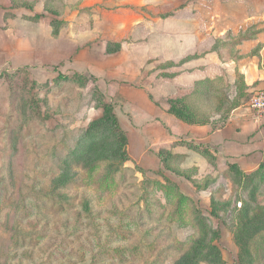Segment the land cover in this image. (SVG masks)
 Masks as SVG:
<instances>
[{"label":"rangeland","instance_id":"obj_1","mask_svg":"<svg viewBox=\"0 0 264 264\" xmlns=\"http://www.w3.org/2000/svg\"><path fill=\"white\" fill-rule=\"evenodd\" d=\"M175 38L262 71L264 0H0V264H264V115L236 159L164 144Z\"/></svg>","mask_w":264,"mask_h":264},{"label":"crops","instance_id":"obj_2","mask_svg":"<svg viewBox=\"0 0 264 264\" xmlns=\"http://www.w3.org/2000/svg\"><path fill=\"white\" fill-rule=\"evenodd\" d=\"M176 41V42H174ZM174 41H171L169 44V57H163L161 52L159 54L162 56L163 60H168V63L179 67V74L175 75L174 80L180 84L183 81L184 85L181 87L177 85L181 91L184 90V94L190 93L196 82L204 79H210L214 81H223L224 84H231L233 97L238 96L239 93H244L247 97L248 94L254 90L264 88V70L260 71L257 68L255 55L248 57L246 59L238 60V73H236V58L231 60L233 63L234 69L229 73L224 69V63L220 59L221 55L214 47L208 49L206 53L193 50V45H186L184 41L175 38ZM236 46V41L232 42V45ZM264 50L262 46L261 52ZM176 52V53H175ZM175 55V56H172ZM240 58V56H239ZM243 62L242 66L240 65ZM175 82V83H176ZM240 88V89H238ZM216 91V90H215ZM178 92V93H179ZM178 93L174 97H180ZM182 95V94H181ZM173 95H171L172 98ZM217 98V96H216ZM215 98V100H216ZM146 102L151 104L155 109L154 111H159L155 105L148 99L144 98ZM242 97L240 98V100ZM239 102L236 106L230 109V114L223 120L219 122L218 115L209 114L210 117L204 122H194L190 123L179 119L171 113L163 111L161 113L165 116H170L172 124L174 126V132L170 136L164 138V144L171 147L173 141L177 138H183L190 142L201 143L209 146V150L216 157L220 159H236V148L238 147L240 152L242 149V144H248L251 142H257V135L261 133L263 127H260L262 121V115L256 116L253 112L246 113L244 108H242L241 103ZM155 101H158L160 106H163L162 103L156 98ZM218 102V101H217ZM215 108H218L215 106ZM216 110V109H214ZM250 111H253L249 108ZM258 115V114H257ZM161 119V117H158ZM204 118H202L203 120ZM160 128H163L161 125ZM169 134V133H168ZM254 135V138H252Z\"/></svg>","mask_w":264,"mask_h":264},{"label":"trees","instance_id":"obj_3","mask_svg":"<svg viewBox=\"0 0 264 264\" xmlns=\"http://www.w3.org/2000/svg\"><path fill=\"white\" fill-rule=\"evenodd\" d=\"M213 81L210 79H204V80H200L198 82L195 83L193 90L188 93L189 95H185L183 97L180 98H170L169 99V107L167 109L168 113H171L173 115H175L176 117H178L179 119H182L184 121L190 122V123H194V122H203L204 120L206 121L210 115L209 113L207 114L205 111L199 110L197 111V109H195L194 106H192V104L187 100V98L189 96H200L203 93L205 94L206 92H212L213 90H211L212 86H213ZM240 89V88H238ZM203 94V95H204ZM240 96V97H239ZM186 97V98H184ZM224 97V96H223ZM241 97H243V95H241V93H239V95L236 97L237 99H240ZM186 99V100H185ZM228 101L227 97H225L224 99L220 100V98H216V105H221L222 103H224L225 101ZM192 101V100H191ZM231 103L232 99L230 100ZM229 103V101L227 102ZM236 103H238V100L236 101ZM232 107H230L229 109H222L223 111V120L228 116L229 111ZM202 118H204L202 120ZM204 121V122H205ZM112 122L114 125V129L118 132V134L122 137L123 136V131L120 129L119 124L116 120L115 117H112ZM123 138V137H122ZM190 142V141H187ZM192 144H194L193 142H191ZM200 144V143H198ZM206 155L205 157L208 156V153L204 154ZM214 156V155H212ZM212 158V157H211Z\"/></svg>","mask_w":264,"mask_h":264},{"label":"built area","instance_id":"obj_4","mask_svg":"<svg viewBox=\"0 0 264 264\" xmlns=\"http://www.w3.org/2000/svg\"><path fill=\"white\" fill-rule=\"evenodd\" d=\"M250 108L258 115H264V89L255 92L249 101Z\"/></svg>","mask_w":264,"mask_h":264}]
</instances>
